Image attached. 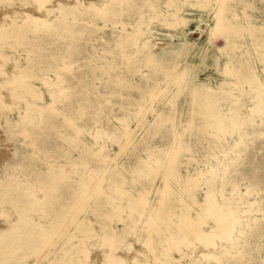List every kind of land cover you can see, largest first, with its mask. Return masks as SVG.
Here are the masks:
<instances>
[{
    "label": "rangeland",
    "instance_id": "rangeland-1",
    "mask_svg": "<svg viewBox=\"0 0 264 264\" xmlns=\"http://www.w3.org/2000/svg\"><path fill=\"white\" fill-rule=\"evenodd\" d=\"M0 264H264V0H0Z\"/></svg>",
    "mask_w": 264,
    "mask_h": 264
},
{
    "label": "bare ground",
    "instance_id": "bare-ground-1",
    "mask_svg": "<svg viewBox=\"0 0 264 264\" xmlns=\"http://www.w3.org/2000/svg\"><path fill=\"white\" fill-rule=\"evenodd\" d=\"M216 24L222 25L223 22L222 20H218ZM231 71H233L236 74L237 79H238L237 83H240V84L245 83V82L257 83L258 81V77L255 74L254 70L247 63L242 64L240 69L229 68V67L226 69V73H229ZM180 77H182L181 73L174 75V79H175L174 81L177 82L176 79H179ZM190 90L192 94L191 101L189 104L190 120L191 121L198 120L200 122V127L203 129H206V128L220 129L222 125V118L220 116V113L217 107L216 94L213 92H210L206 87L202 85H198V86L195 85L194 88ZM155 95H157L155 97H160L161 93L157 92L155 93ZM168 103L170 104V106L172 105L173 97H171L168 100ZM160 117L165 119L169 117V114L168 115L165 114V116L161 115ZM166 201H167L166 199L160 201L159 211L155 212L156 218L166 219L168 214L172 212L171 209L168 207ZM138 202L143 203V199L141 198V200H139ZM217 209H219V206L214 202L212 198L206 195L203 200V203L200 205V212H197L194 218L188 216V213L186 212L184 213L185 216H182L183 218H179V219L184 220L186 226L189 227L190 223L194 222L195 219H199L200 221V217H203V213H205V215L208 217H211L219 225V227L227 230L228 227L222 224V219H221L222 215H224L225 213ZM191 229H192L191 232L197 238H209V235L211 233V230L209 232L204 233L201 229V226L200 227L193 226Z\"/></svg>",
    "mask_w": 264,
    "mask_h": 264
}]
</instances>
